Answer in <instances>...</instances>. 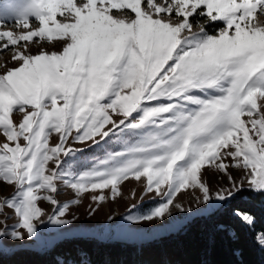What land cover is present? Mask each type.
I'll list each match as a JSON object with an SVG mask.
<instances>
[{"label": "snow or ice", "instance_id": "6c2138e0", "mask_svg": "<svg viewBox=\"0 0 264 264\" xmlns=\"http://www.w3.org/2000/svg\"><path fill=\"white\" fill-rule=\"evenodd\" d=\"M6 51L0 186L14 191L0 197V253L72 224L86 194L95 214L130 179L140 201L159 197L145 212L130 205V224L191 212L183 192L198 205L264 193V0H3ZM114 136L120 151L77 158L76 145ZM209 169L229 186L213 192ZM65 188L74 198L61 201ZM233 214L255 229L252 211ZM254 239L264 247V229Z\"/></svg>", "mask_w": 264, "mask_h": 264}, {"label": "trees", "instance_id": "16d2710c", "mask_svg": "<svg viewBox=\"0 0 264 264\" xmlns=\"http://www.w3.org/2000/svg\"><path fill=\"white\" fill-rule=\"evenodd\" d=\"M252 211L255 229L234 214ZM264 229V193H238L222 207L194 216L178 230L142 242L71 236L51 248L0 253V264H264V247L254 239Z\"/></svg>", "mask_w": 264, "mask_h": 264}, {"label": "rangeland", "instance_id": "374dc122", "mask_svg": "<svg viewBox=\"0 0 264 264\" xmlns=\"http://www.w3.org/2000/svg\"><path fill=\"white\" fill-rule=\"evenodd\" d=\"M3 0H0L2 3ZM35 50V46H33ZM11 53L3 52L0 54V64L5 60H10ZM18 118V117H17ZM117 137L106 138L105 141H101L99 146L93 145L90 148L84 145H76V147L85 148L83 154H77V158L83 163L84 166H90L92 162H95V158H103L106 152L120 151L121 147L117 144ZM234 176H239V172L235 169H230ZM204 178L210 185L213 192L222 188L228 187V180L225 175L216 171L215 169H209L204 173ZM135 189L136 198H131V192ZM143 188L142 185L136 181L130 179L122 185V195L115 201H107L103 203L99 210L89 216V204L95 207V204L91 201L90 195L86 194L82 198V203L78 206H72L69 214L66 218L72 219L73 215L76 219L72 224L64 227H56L45 224L41 227L40 235L31 241L26 240L22 244L16 245L10 251H4L10 253L21 248H31L37 250H46L51 248L57 241L64 237L71 236H93L103 240H127L134 242H142L152 238L160 237L163 234L171 231L178 230L188 220L194 216L212 212L222 207L226 202L221 203L218 201H212L209 204H197L194 196L190 192H183L178 196L176 202L181 203L186 209L191 208L192 211H179L173 209V215L166 218L163 221L153 220L152 222H146L141 224H130L123 220V216L128 214L130 205L136 204L137 208L133 209V214L136 212H145L153 206V200H159V197H155L154 194H149L143 201H140V195ZM14 191L11 186H0V197L9 195ZM195 195H200L197 192ZM74 198V194L70 189H63L58 195V199L61 201ZM42 206L46 211H51V205L42 202ZM5 213L11 215L10 210H5ZM114 216L113 221L108 220V216ZM3 219V216H0ZM14 217L8 220L11 224L14 222Z\"/></svg>", "mask_w": 264, "mask_h": 264}]
</instances>
